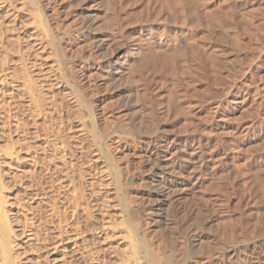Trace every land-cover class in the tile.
Returning a JSON list of instances; mask_svg holds the SVG:
<instances>
[{
	"label": "rangeland",
	"instance_id": "1",
	"mask_svg": "<svg viewBox=\"0 0 264 264\" xmlns=\"http://www.w3.org/2000/svg\"><path fill=\"white\" fill-rule=\"evenodd\" d=\"M0 171L16 264H264V0H0Z\"/></svg>",
	"mask_w": 264,
	"mask_h": 264
},
{
	"label": "bare ground",
	"instance_id": "2",
	"mask_svg": "<svg viewBox=\"0 0 264 264\" xmlns=\"http://www.w3.org/2000/svg\"><path fill=\"white\" fill-rule=\"evenodd\" d=\"M78 4V3H77ZM12 152V151H11ZM14 154V153H13ZM171 155V154H170ZM171 161V160H170ZM170 165H172L171 163H169ZM173 169V168H172ZM2 171H0V258L2 260V263L4 262V264H16L14 263V259L12 260L13 255H12V250L10 251L9 247L13 246L14 244H10L11 246H8L7 244V241L5 240V236L9 233H13L12 231L14 230H11V226H12V222H10V216L9 213L8 214V211H11V210H8L5 208V204H8L6 203V199L8 200V198H6L5 194H4V189H6V182L4 181V178L1 174ZM170 173V172H169ZM4 175V174H3ZM9 183V182H8ZM6 191V190H5ZM8 196V195H7ZM158 200V198H157ZM160 202V201H159ZM158 202V203H159ZM10 236V235H9ZM12 236V235H11ZM10 236V237H11ZM10 239V238H9ZM10 241V240H9ZM11 243V242H10ZM138 245V244H137ZM136 246V245H134ZM133 246V247H134ZM12 249V248H11ZM136 249V248H135ZM134 249V250H135ZM14 252V251H13ZM18 252V251H17ZM15 253V252H14ZM16 254V253H15ZM14 254V255H15ZM16 256V255H15ZM18 256V255H17ZM19 258V257H17ZM16 258V261H18ZM154 260V259H153ZM15 261V262H16ZM154 262V261H153ZM19 264V262L17 263ZM153 264V263H152ZM157 264V263H156Z\"/></svg>",
	"mask_w": 264,
	"mask_h": 264
}]
</instances>
